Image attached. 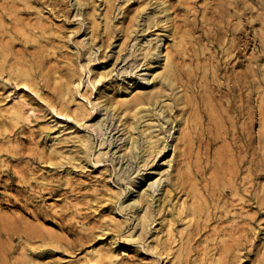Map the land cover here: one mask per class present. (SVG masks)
<instances>
[{"label": "rangeland", "instance_id": "1", "mask_svg": "<svg viewBox=\"0 0 264 264\" xmlns=\"http://www.w3.org/2000/svg\"><path fill=\"white\" fill-rule=\"evenodd\" d=\"M158 37L171 46L178 79L157 88L172 103L165 116L177 120L176 135L182 124L183 134L171 179L160 187L172 186L169 201L149 233L134 239L127 235L136 218L121 209L132 185L120 175L139 181L159 163L141 168L143 152L125 154L124 139L100 146V135L64 121L52 106L70 76L87 79L90 44L91 75L107 72L99 92L82 87L94 101L106 90L121 100L139 83L149 87L140 75L150 58L130 54ZM5 49L0 264H264V0H0V55ZM21 96L24 119L1 115ZM108 122L109 131L119 124L111 114ZM118 131L115 138L123 136L121 127L110 138ZM82 134L95 146L90 162L74 165L50 153L54 147L78 156ZM169 144H176L172 136ZM107 150V160L96 163ZM108 178L125 190L120 200ZM181 201L188 205L182 212ZM115 213L123 227L112 222ZM159 233L165 247L152 250L148 243ZM100 245L117 257L94 258Z\"/></svg>", "mask_w": 264, "mask_h": 264}, {"label": "bare ground", "instance_id": "2", "mask_svg": "<svg viewBox=\"0 0 264 264\" xmlns=\"http://www.w3.org/2000/svg\"><path fill=\"white\" fill-rule=\"evenodd\" d=\"M6 49L0 55L1 68L4 65L6 53L8 52ZM138 51H140V54H142L146 60L148 57L150 58L147 61V67L143 69L144 72L140 75L142 80L150 84L149 87L146 86L145 83H139L135 87L129 88L127 95L122 97L121 100H115V96L109 94L106 90L107 96H105L103 101H100V99L94 101L83 92L82 87L87 85V87H91L93 90L99 92L101 88H99L98 85L106 78L107 72L101 71L97 72L95 75H91L93 69L90 63L95 50L93 45L90 44L86 50L88 58L85 63L82 64V71L86 72L88 76L87 79L85 80L83 75L70 76L58 87L59 102L52 106V109L56 111L57 115L64 121H75L81 127L82 125L87 126L96 132L98 136L100 135L102 137L100 146H105L107 144L106 148H109L119 140L124 139L123 150L125 154L128 153V156L131 155L134 157L136 154L139 155L140 152H143L144 154L142 157L144 159L141 161V168L152 167L157 164V162L159 163L158 169L139 181H132L133 179L131 176L128 177L125 174L120 175V180L127 181V185H132V197L121 202V209L131 213L136 218L134 229L129 231L127 235L134 239H141L144 234L149 233L153 224L157 222L158 215L163 212L169 201L172 186L165 185L163 188L160 187L164 180L171 179L172 169H174L173 166L177 159V142L180 141L181 135L183 134L182 124L179 123L180 134L176 135L177 120L170 116H165V112L169 108H172V103H168L165 94L157 88L159 83L169 87H174L176 85L178 71L171 46L166 38L158 37L154 43L151 41L148 46L144 44L133 50L130 56L134 54L138 56L139 54H136ZM18 76H22L25 79L28 75L26 72H20L17 74V77ZM22 83L24 87L28 89L33 88V85L27 80H23ZM25 103V98L21 96L17 102L1 110V115H8L12 121L24 119ZM105 111L107 113L109 112V115L104 118L103 115H105V113L102 114V112ZM95 113H100L99 117L102 115V119H99L98 122L89 124L90 118L93 117ZM110 114L113 120L118 117L119 121V124L117 126L115 124V127H113L111 131L109 130L112 125H110L111 122H108ZM162 115L167 117V121H161V119H159ZM166 124L168 125L165 127ZM121 127H123L124 130V133L121 134L123 136L115 138V135L119 133L118 131L110 138L112 132ZM106 135H109V137L106 138ZM171 136L174 138L176 144H169V137ZM76 139L79 144L78 156L72 155L71 153L64 154L62 151H56L54 147L50 148V153L56 152L60 159L74 165H82L83 161L90 162L91 155L95 151L92 137L89 134H82L77 135ZM170 146L173 147L171 153L168 151ZM110 151L111 150L98 151L96 163H103L106 161ZM189 168L190 165L187 163L186 169L189 170ZM111 182L112 180L108 178V184L112 188L113 196L120 200L125 194V190L113 188ZM160 190L161 193H158ZM187 207L188 205H186L185 201L179 203V210L181 212L187 209ZM193 210L194 205L192 204L190 205L189 214H191ZM112 222L123 227L126 221L120 220L115 213ZM163 228L164 226L160 233L163 232ZM160 233L148 243L152 250L158 249L159 246L165 247ZM147 240L146 238V241ZM112 244L116 245L117 242H113ZM117 249L122 250V247L118 246ZM93 255L97 260H112L117 257L114 251H111L106 245L97 247L93 251ZM24 264L43 263L28 259Z\"/></svg>", "mask_w": 264, "mask_h": 264}]
</instances>
